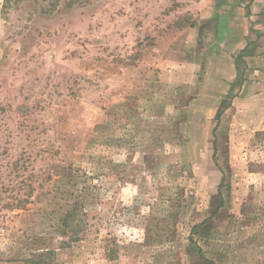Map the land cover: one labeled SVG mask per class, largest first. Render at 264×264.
<instances>
[{"label":"rangeland","instance_id":"1","mask_svg":"<svg viewBox=\"0 0 264 264\" xmlns=\"http://www.w3.org/2000/svg\"><path fill=\"white\" fill-rule=\"evenodd\" d=\"M214 7L0 0V264H264V97L210 106Z\"/></svg>","mask_w":264,"mask_h":264},{"label":"crops","instance_id":"2","mask_svg":"<svg viewBox=\"0 0 264 264\" xmlns=\"http://www.w3.org/2000/svg\"><path fill=\"white\" fill-rule=\"evenodd\" d=\"M214 3L216 18L210 24L214 26L210 35L214 45L212 50L206 47L202 52L209 55L207 80H213L208 83L207 95L227 99L225 104L217 102L210 106L256 107V98L264 97V0H214ZM206 32L198 34L188 29L173 34L169 37V51L164 55L170 62L189 63L182 48L200 47L207 41ZM181 71L182 76L186 74Z\"/></svg>","mask_w":264,"mask_h":264},{"label":"trees","instance_id":"3","mask_svg":"<svg viewBox=\"0 0 264 264\" xmlns=\"http://www.w3.org/2000/svg\"><path fill=\"white\" fill-rule=\"evenodd\" d=\"M58 1V0H57ZM216 147V142L214 143ZM81 214H84L82 217ZM86 213L82 212L81 204L76 203L71 211H69L63 221V226L67 230V233L70 235V241L78 242L83 239V234L87 231L89 226ZM48 255L47 253H38L34 255L33 259L28 261L29 264H44V257ZM209 264H215L211 261H206Z\"/></svg>","mask_w":264,"mask_h":264}]
</instances>
